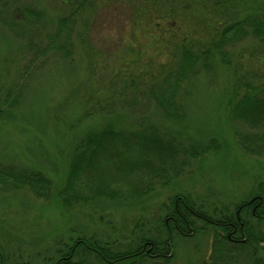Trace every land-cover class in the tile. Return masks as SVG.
Instances as JSON below:
<instances>
[{"label": "rangeland", "instance_id": "374dc122", "mask_svg": "<svg viewBox=\"0 0 264 264\" xmlns=\"http://www.w3.org/2000/svg\"><path fill=\"white\" fill-rule=\"evenodd\" d=\"M244 1L225 0L240 7L237 19L257 7L254 0ZM28 6L38 12L30 25ZM136 6L137 0H92L86 9L71 13L69 24L60 30L56 22L69 14L72 4L63 5L62 0H0V165H11L18 171L39 170L53 183L48 197L35 196L15 185L0 187V264H52L58 257L57 249L78 235L125 243L141 234L161 241L167 231L171 236L166 250L172 257L170 264H209L213 226L196 220V231L179 235L162 224L174 196L188 195L216 219L249 201L260 184L264 194V157L239 149L234 132L248 129L233 122L225 106L232 68L221 62V55L211 53L204 67L199 63L195 73L181 82L182 90L176 95L180 101L177 117L164 115L149 92L150 87L162 84L166 72L158 65L164 58L152 56L148 43L143 38L138 41L140 33L130 35L139 13ZM255 13L252 16L260 17L264 9ZM11 17L27 36L28 29L33 34L32 29L41 28L38 39L35 37L40 47L56 37L66 45V51L54 47L44 55L31 51L28 42L34 36L15 34L11 25L4 23ZM195 22V34L202 38L201 13ZM245 28L247 35L235 48L225 45L231 47V64L238 68H246L251 61L241 59V55L255 43L250 27ZM183 35L177 32L176 38L183 39ZM130 40L138 43L142 52L148 50L143 60L126 57L124 63ZM181 46L170 60V70L180 61ZM263 66L264 62L258 65L260 72ZM7 97L11 105L4 103ZM140 119L155 124L172 145L180 141L182 147L192 145L200 151L214 138L215 148L197 159L187 155V164L176 176L170 175L168 185H155L137 200L100 198L65 207L56 190L63 184L82 138L109 123L129 129ZM113 165H97L95 171L104 177H96L95 183L113 180L128 188L132 178L143 177L142 173H115ZM246 217L264 231V219ZM255 246L241 248L235 264H253L250 255ZM258 256L264 264L261 250Z\"/></svg>", "mask_w": 264, "mask_h": 264}, {"label": "trees", "instance_id": "16d2710c", "mask_svg": "<svg viewBox=\"0 0 264 264\" xmlns=\"http://www.w3.org/2000/svg\"><path fill=\"white\" fill-rule=\"evenodd\" d=\"M239 1L245 2L237 0ZM261 1L254 0L257 4L254 11L250 10L248 14L245 13L237 19L236 15L240 12V7L232 6L225 0H137L136 8L139 13L135 17L136 20H133L130 35L136 36V32L140 33L141 39L138 41L143 38L148 43V50L152 51V56L157 59L164 58L158 65L161 68L159 70L166 72L163 75L165 77L162 84L150 87L149 92L156 106L166 116L177 117L180 101L176 95L179 93L178 89L182 90L180 84L187 79L186 76L193 75L199 63L204 67L211 53L215 52L219 54V57L221 55V62L227 68H232V86L228 87L229 95L225 104L228 116L230 115L233 122L244 124V127L248 129L243 133L234 132L233 137L244 154L264 157V71L260 72L258 67L264 62V14L260 17L252 16L256 14L255 12H261L264 9ZM69 3L72 4L69 14L56 22L60 30L69 24L71 13L86 9L92 0H62L63 5ZM26 11L29 17L28 25H30L29 22L37 19L38 12L29 6ZM200 13L204 27L202 38H198L194 29L197 23L196 17L198 18ZM192 16L196 17L191 18ZM4 23L11 25L10 28L15 34L24 37L34 36L28 42L31 51L39 50L40 55H44L53 47L61 52L66 51V45L58 41L56 37L51 38L47 45L40 47L39 42L35 41V37L38 39L36 35L41 33L40 27L32 29L33 34L28 29L30 33L28 32L27 36V31L17 29L14 17ZM245 26L250 27L249 34L253 35L255 43L241 55V59L251 61L248 65L246 63V68L239 67L240 71L238 67L232 65L233 62L231 64L230 48H235L237 41L246 37ZM177 32L181 35L184 32L183 39L180 36L176 38ZM181 41L184 46H181ZM131 45L135 46V49H132ZM225 45L231 47H225ZM128 46V50H125L127 55L123 59L124 63L126 57L136 56L143 60L144 55L149 54L147 49L142 52L138 43L135 45L131 40L128 41ZM177 46H181L182 56L170 70L172 66L170 60ZM167 69L169 71H166ZM171 72L176 73V76L173 77ZM256 83L259 84L256 85ZM4 103L11 105L13 102L7 97ZM130 125L135 128L123 129L109 123L82 138L68 164L64 182L56 190L57 199L65 207L85 204L100 198L137 200L150 193L155 185L158 187L168 185L170 175L176 176L181 172V167L187 164V155L191 160L197 159L208 150L215 148L214 142H217L213 138L209 144L206 143L207 146L198 151V148L192 145L189 148L182 147V144L178 143L180 141L172 145L151 121L140 119ZM217 145L219 144L216 143ZM115 148L120 151L115 152ZM106 163L115 164L113 165L115 173H142L143 177L142 179L132 178L127 183L128 188L120 186L113 180V182L106 180V183L101 181L95 183L96 177H104L101 172L95 171V167ZM132 182L135 184L133 185ZM10 185L27 188L33 195L39 197H48L53 190L52 181L39 170L18 171L11 165H0V187ZM174 197L173 205L167 210V217L162 224L167 230H175L179 235H184L189 230L196 231V220H202L204 224L213 226L209 264H235L236 253L253 243L254 246L256 245L250 255L254 258L253 264H263L258 252L261 250L264 253V231L253 226L252 221L246 217L248 214L249 217L258 216L259 221L264 219V194L261 184L256 193L247 199L249 201L241 202L242 204L236 206L237 209L240 207V219L243 224L241 238L244 239L238 243L231 242L225 235H221L227 229L223 227V223L228 222L231 225L235 223L237 209L214 219L201 206H197L188 195L180 194ZM253 205L255 209L251 210ZM235 225L238 227V224ZM237 232L240 233L238 230ZM170 240L168 231L166 239L161 241H157L152 235L141 234L134 241L125 243L116 240L106 242L95 236L78 235L71 238L64 248L57 249L58 257L52 264H104V262L107 264H170L172 257L166 252L170 248Z\"/></svg>", "mask_w": 264, "mask_h": 264}, {"label": "flooded vegetation", "instance_id": "af4514ba", "mask_svg": "<svg viewBox=\"0 0 264 264\" xmlns=\"http://www.w3.org/2000/svg\"><path fill=\"white\" fill-rule=\"evenodd\" d=\"M254 209H255V205H253L251 210H254ZM235 224H238V227ZM223 227L227 229L224 231V233L222 232L221 235H225L229 241L237 242V243L244 241V239L241 238L243 224L240 219V207H238V209L235 211V223L233 222L231 225L228 222H226V224L223 223ZM237 230L240 233H238Z\"/></svg>", "mask_w": 264, "mask_h": 264}]
</instances>
